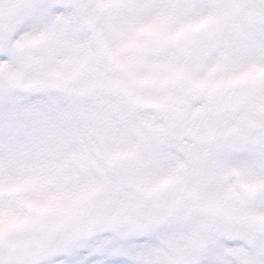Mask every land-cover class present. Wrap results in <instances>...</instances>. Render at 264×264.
<instances>
[{
  "label": "snow or ice",
  "instance_id": "1",
  "mask_svg": "<svg viewBox=\"0 0 264 264\" xmlns=\"http://www.w3.org/2000/svg\"><path fill=\"white\" fill-rule=\"evenodd\" d=\"M0 264H264V0H0Z\"/></svg>",
  "mask_w": 264,
  "mask_h": 264
}]
</instances>
